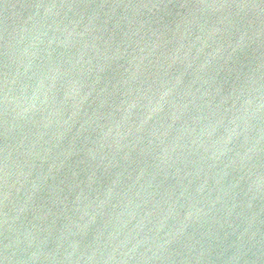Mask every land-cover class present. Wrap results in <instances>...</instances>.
Segmentation results:
<instances>
[{
  "label": "water",
  "instance_id": "1",
  "mask_svg": "<svg viewBox=\"0 0 264 264\" xmlns=\"http://www.w3.org/2000/svg\"><path fill=\"white\" fill-rule=\"evenodd\" d=\"M0 264H264V0H0Z\"/></svg>",
  "mask_w": 264,
  "mask_h": 264
}]
</instances>
